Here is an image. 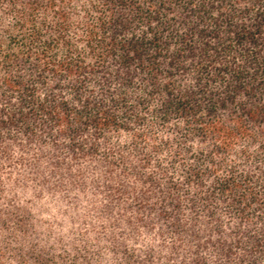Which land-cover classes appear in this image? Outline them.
<instances>
[{"label":"trees","instance_id":"trees-1","mask_svg":"<svg viewBox=\"0 0 264 264\" xmlns=\"http://www.w3.org/2000/svg\"><path fill=\"white\" fill-rule=\"evenodd\" d=\"M0 264H264V0H0Z\"/></svg>","mask_w":264,"mask_h":264}]
</instances>
